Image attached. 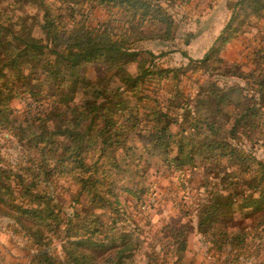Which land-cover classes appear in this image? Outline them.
<instances>
[{"label":"trees","instance_id":"16d2710c","mask_svg":"<svg viewBox=\"0 0 264 264\" xmlns=\"http://www.w3.org/2000/svg\"><path fill=\"white\" fill-rule=\"evenodd\" d=\"M175 1L0 0V133L20 147L15 161L0 153V216L31 249L0 264H183L192 221L215 264L264 250V43L246 63L220 55L245 20L264 17V0L232 1L215 47L202 58L180 50L188 63L163 67L143 45L176 39ZM98 7L109 15L93 23ZM88 64L102 73L88 76ZM189 72L208 77L196 94L182 87ZM18 91L47 110L11 116ZM154 150L206 177L193 218L147 241L139 225L129 228L118 183L129 170L140 176ZM62 180L69 205L56 194Z\"/></svg>","mask_w":264,"mask_h":264},{"label":"rangeland","instance_id":"374dc122","mask_svg":"<svg viewBox=\"0 0 264 264\" xmlns=\"http://www.w3.org/2000/svg\"><path fill=\"white\" fill-rule=\"evenodd\" d=\"M232 1L234 0H176L173 6H170V11L176 20H179L176 39L166 43L149 41L143 46L158 55L157 64L163 67L186 65L188 58L182 56L180 50L187 51L192 57L202 58L208 49L214 46L216 38L229 19ZM108 15L106 10L98 7L91 11L88 18L91 22L98 23L104 21ZM242 18L243 15L240 16V19ZM263 43L264 17L260 19L252 17L245 20L238 34L226 42L220 55L229 62L246 63L252 49ZM85 67L86 73L92 78L102 73L100 66L96 64H88ZM187 76H190V79L184 77L182 87L187 93L193 94H196L201 83L208 79L202 72L193 77L189 72ZM153 82L150 81L148 84L152 85ZM42 102L35 100V97L33 98L27 92L18 91L11 103L13 113L10 115L24 119L28 108L37 113H43L47 110V104ZM173 130L176 132L177 128L174 127ZM8 132L3 128L0 133V153L15 161L20 154V147L15 141L17 137ZM8 136L9 139H7ZM258 154L264 157V147L259 149ZM164 156H159L157 150L151 154L145 153L142 160L143 166L140 168L141 175L133 179L130 175L131 170L126 171V175H122L123 179L118 183L121 192L120 208L131 216L130 221L133 219L129 228L139 225L138 231L148 237L147 241L152 240L163 225L170 223L179 227L193 218L198 195L205 189L203 183L206 175L200 166L193 168L187 165L177 169L174 165H169ZM117 171L122 173V169ZM130 180L136 184V187L130 184ZM127 186L136 188V194L123 189ZM68 187L69 184L62 180L56 192L57 197L61 198L65 205H69L68 201H70ZM186 211L190 213L189 216L185 215ZM9 223H13L9 217L0 216V255L6 263L25 260L31 249L25 238L14 234L8 226ZM191 223L194 228L188 236L184 263L193 261L197 264H215V258L209 251V242L198 233L196 222ZM119 224L123 223L120 221ZM138 258L143 264H147L145 257L138 256ZM239 264H264V250L259 256L241 261Z\"/></svg>","mask_w":264,"mask_h":264}]
</instances>
